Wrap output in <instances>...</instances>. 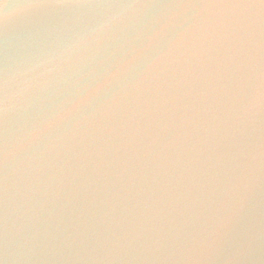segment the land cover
Masks as SVG:
<instances>
[{
    "label": "water",
    "instance_id": "95a60500",
    "mask_svg": "<svg viewBox=\"0 0 264 264\" xmlns=\"http://www.w3.org/2000/svg\"><path fill=\"white\" fill-rule=\"evenodd\" d=\"M0 264H264V0H0Z\"/></svg>",
    "mask_w": 264,
    "mask_h": 264
}]
</instances>
